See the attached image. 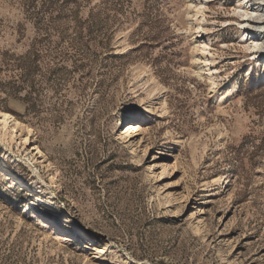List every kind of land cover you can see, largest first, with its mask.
<instances>
[{
    "label": "rangeland",
    "instance_id": "rangeland-1",
    "mask_svg": "<svg viewBox=\"0 0 264 264\" xmlns=\"http://www.w3.org/2000/svg\"><path fill=\"white\" fill-rule=\"evenodd\" d=\"M204 1L212 69L195 0H0V264H264V55Z\"/></svg>",
    "mask_w": 264,
    "mask_h": 264
},
{
    "label": "bare ground",
    "instance_id": "bare-ground-1",
    "mask_svg": "<svg viewBox=\"0 0 264 264\" xmlns=\"http://www.w3.org/2000/svg\"><path fill=\"white\" fill-rule=\"evenodd\" d=\"M208 1L204 0H195V4L191 5V7L195 10V15L198 17L199 22L197 25L199 37L202 38L200 41V48L205 51L203 57L205 58L206 67L210 65V68L212 69L213 66V53L211 51V44L208 39L205 38L206 28L205 25L207 24V19L205 16V4ZM237 6L234 8L233 16L238 19L237 24L240 27V38L246 46V49H248L249 52L253 54L252 59H258L260 57V54L258 53V50H262L264 55V0H236ZM207 53V54H206ZM257 62V66L259 65V62ZM253 68L256 67V65H252ZM255 66V67H254ZM213 71V70H212ZM211 71V72H212ZM217 72V69L215 70ZM214 72H212L213 74ZM152 92V90H151ZM149 92V94H152ZM225 97V96H224ZM223 97V98H224ZM22 123L17 120L11 113L8 111L0 110V128L2 131H4L5 135L9 134L10 141H13L19 134V131L22 127ZM29 133H31L32 128L28 129ZM128 135H132L136 132L135 125L130 124L128 128L125 131ZM33 133V132H32ZM21 136V134H20ZM22 137V136H21ZM28 137L23 136L22 139L25 141V143H28ZM26 143V144H27ZM166 147H162L161 150H165ZM34 149H36L38 154H40V157H44L43 151L40 149L39 146H36ZM0 163H3V171L11 176L14 179V182H20L26 187H30L31 184L29 182H26V180H23L22 177L18 176L14 171L7 168L5 166L6 161L5 159L0 157ZM7 165V164H6ZM227 176L225 177V179ZM223 179V180H225ZM53 180V179H52ZM38 185V183H37ZM42 186V185H41ZM40 187V186H39ZM61 189V185H59ZM41 188V187H40ZM41 197L51 199V195H45L44 193L41 195ZM37 201H42V198L38 197ZM82 234L85 237L91 238L87 233H85L83 230ZM103 252V250H99ZM98 253V252H97Z\"/></svg>",
    "mask_w": 264,
    "mask_h": 264
}]
</instances>
